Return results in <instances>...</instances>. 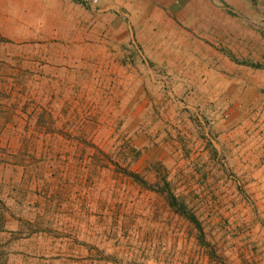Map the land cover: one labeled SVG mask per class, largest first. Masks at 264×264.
<instances>
[{"label":"rangeland","instance_id":"374dc122","mask_svg":"<svg viewBox=\"0 0 264 264\" xmlns=\"http://www.w3.org/2000/svg\"><path fill=\"white\" fill-rule=\"evenodd\" d=\"M0 0V264H264V5Z\"/></svg>","mask_w":264,"mask_h":264},{"label":"crops","instance_id":"0c3cea01","mask_svg":"<svg viewBox=\"0 0 264 264\" xmlns=\"http://www.w3.org/2000/svg\"><path fill=\"white\" fill-rule=\"evenodd\" d=\"M51 1L57 5L71 4V2H72V0H51ZM213 1H218L219 3H222L224 5H232V4H236V2H237V0H177L178 4L196 5V6L209 5V4L213 3ZM259 1H260V3H262V5H264V0H259ZM128 3L130 5H132L130 0H128ZM239 3L240 4H247L248 0H239Z\"/></svg>","mask_w":264,"mask_h":264},{"label":"built area","instance_id":"2783aa9c","mask_svg":"<svg viewBox=\"0 0 264 264\" xmlns=\"http://www.w3.org/2000/svg\"><path fill=\"white\" fill-rule=\"evenodd\" d=\"M78 1L90 7H97L100 3V0H78Z\"/></svg>","mask_w":264,"mask_h":264}]
</instances>
